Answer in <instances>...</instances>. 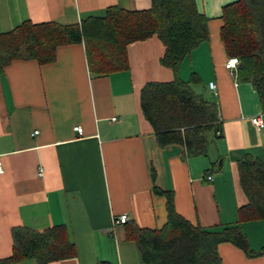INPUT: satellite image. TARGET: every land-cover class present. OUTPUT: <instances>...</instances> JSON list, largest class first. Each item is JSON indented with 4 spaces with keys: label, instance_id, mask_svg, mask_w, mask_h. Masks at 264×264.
Returning a JSON list of instances; mask_svg holds the SVG:
<instances>
[{
    "label": "crops",
    "instance_id": "1",
    "mask_svg": "<svg viewBox=\"0 0 264 264\" xmlns=\"http://www.w3.org/2000/svg\"><path fill=\"white\" fill-rule=\"evenodd\" d=\"M237 0H195L206 17L204 39L182 61L177 76L214 101L221 137L208 156L184 155L180 144L160 146L144 117L140 94L148 82L176 74L161 63L163 42L153 35L129 43L128 67L105 74L89 70L83 43L59 45L46 63L15 59L0 74V260L12 255V229L63 226L75 254L46 264H146L127 237L129 224L156 229L167 220L172 192L177 214L193 225L221 228L237 221L245 204L237 160L251 154L264 165V126L258 93L225 68L220 38L222 9ZM118 6L148 9L151 0H0V32L24 21L75 24ZM216 86L215 92L209 83ZM81 126L82 133L74 130ZM219 158L220 168L210 172ZM207 170V171H206ZM41 171V175L39 172ZM209 172L211 180L203 176ZM128 216L116 225L114 217ZM249 246L264 244L261 221L240 224ZM222 264H264L229 242L218 244ZM7 264H38L27 259Z\"/></svg>",
    "mask_w": 264,
    "mask_h": 264
},
{
    "label": "trees",
    "instance_id": "2",
    "mask_svg": "<svg viewBox=\"0 0 264 264\" xmlns=\"http://www.w3.org/2000/svg\"><path fill=\"white\" fill-rule=\"evenodd\" d=\"M220 38L226 54L239 59L236 77L251 81L264 112V0H237L222 9ZM206 17L195 0H151L148 9L129 11L118 6L101 16L79 23L24 21L14 29L0 32V74L15 59H54L59 45L83 43L89 70L105 74L128 67L129 43L156 35L164 44L162 65L176 76L169 82H148L140 94L141 110L151 124L160 146L180 144L184 155L208 156V148L221 137L216 103L194 91L197 78L183 81L177 71L186 56L207 39ZM219 158L210 162V172L220 168ZM238 184L245 204L237 210V221L221 228L193 225L177 214L172 192L153 187L166 197L167 220L159 228L129 224L127 237L133 240L146 264H222L218 244L229 242L254 258L264 253L250 248L240 224L261 221L264 225V165L251 154L236 164ZM206 170V171H207ZM206 172L203 178L207 180ZM12 255L0 260L7 264L35 259L38 264L75 254L74 244L63 226L43 231L26 227L12 229ZM97 264H114L99 261Z\"/></svg>",
    "mask_w": 264,
    "mask_h": 264
},
{
    "label": "built area",
    "instance_id": "3",
    "mask_svg": "<svg viewBox=\"0 0 264 264\" xmlns=\"http://www.w3.org/2000/svg\"><path fill=\"white\" fill-rule=\"evenodd\" d=\"M239 64V59L235 56H231L227 59V61L225 62V68L233 75H236V67ZM209 88L215 92V84L213 82L209 83ZM252 122L258 126V127H263L264 126V121L261 118V116H257L252 118ZM74 130L81 134L82 133V127L81 126H74ZM39 174L41 175V171L39 172ZM207 180H211L212 176L211 175H207ZM128 216L126 214H122L118 217H114L113 219V223L116 225H122L125 224L128 221Z\"/></svg>",
    "mask_w": 264,
    "mask_h": 264
}]
</instances>
